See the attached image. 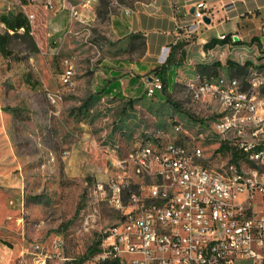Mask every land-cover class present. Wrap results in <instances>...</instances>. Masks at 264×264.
<instances>
[{
  "label": "rangeland",
  "instance_id": "1",
  "mask_svg": "<svg viewBox=\"0 0 264 264\" xmlns=\"http://www.w3.org/2000/svg\"><path fill=\"white\" fill-rule=\"evenodd\" d=\"M67 1L82 7L84 0ZM136 1L94 0L87 12L90 20L63 23L52 38L49 33L58 19L52 23L47 0H0V16H26L23 6L36 15L34 35L10 34L11 52L0 51V160L12 159L17 165L21 179L15 184L23 193L19 207L9 203L17 197L7 200L14 211L5 234L9 249L5 254L0 250V257L9 260L0 264H35V242L50 255L47 264H93L106 229L121 217L93 194L94 184L126 175V201L152 184L147 172L137 173L128 162L116 165L147 137L200 148L198 161L221 173L231 164L238 169L255 165L242 154L235 158L236 150L217 132L219 104L195 101L186 82L154 96L109 92L111 80L103 73L110 69L105 58L112 44L106 31L112 17ZM5 32L0 19V35ZM134 40L142 47L140 35ZM65 59L74 65L68 88L61 82ZM153 71L140 76V83ZM260 72L264 75V69ZM247 75V70L235 69L234 76L244 83ZM58 89H64L63 99L52 104L47 92Z\"/></svg>",
  "mask_w": 264,
  "mask_h": 264
},
{
  "label": "built area",
  "instance_id": "2",
  "mask_svg": "<svg viewBox=\"0 0 264 264\" xmlns=\"http://www.w3.org/2000/svg\"><path fill=\"white\" fill-rule=\"evenodd\" d=\"M94 0H84L90 6ZM53 8V0H47ZM25 9L34 35L35 13ZM209 6L199 1L193 12L197 26L206 23ZM73 17L79 9H71ZM264 35V18L260 24ZM9 34H26V27L7 29ZM50 36V33H49ZM223 38L225 35L222 36ZM62 86L73 85L74 65L65 59ZM195 101L217 102L220 117L216 130L254 166L246 169L231 164L226 173L198 161L201 149L176 142L143 139L126 162L137 173L154 178L141 193L125 200L126 175L97 180L93 194L121 212L106 229L93 264H264V75L253 71L246 83L219 73L188 83ZM158 74L148 81L146 94L161 92ZM64 89L49 90L52 104L63 99ZM179 129V127H178ZM35 264H47L50 255L41 242L32 244Z\"/></svg>",
  "mask_w": 264,
  "mask_h": 264
},
{
  "label": "crops",
  "instance_id": "3",
  "mask_svg": "<svg viewBox=\"0 0 264 264\" xmlns=\"http://www.w3.org/2000/svg\"><path fill=\"white\" fill-rule=\"evenodd\" d=\"M205 1L209 8V23L194 25L195 5ZM50 9L52 23L50 36L59 33V27L70 20H90L88 6L77 7L80 16L73 17L71 3L53 0ZM264 18V0H137L133 7L121 9L109 22L107 35L111 47L105 63L110 68L103 73L110 82V93L137 96L146 92L148 81L140 83V76L150 70L153 75L172 54V61L165 70V90L172 92L178 84L197 81L219 73L234 76L235 69L253 71L264 69V35L260 24ZM142 38V47L135 43V35ZM225 35L223 38L222 36ZM56 42L55 39H52ZM104 64V63H103ZM101 65V64H100ZM104 70L103 67L100 68ZM129 71L130 75L126 72ZM125 73V75H123ZM143 79V77H141ZM159 93V92H158ZM157 93V94H158ZM0 160V250L8 252L5 238L8 218L14 210L10 204L20 206L23 193L20 186L21 172L12 159ZM1 256V255H0ZM9 260L0 257V262Z\"/></svg>",
  "mask_w": 264,
  "mask_h": 264
},
{
  "label": "trees",
  "instance_id": "4",
  "mask_svg": "<svg viewBox=\"0 0 264 264\" xmlns=\"http://www.w3.org/2000/svg\"><path fill=\"white\" fill-rule=\"evenodd\" d=\"M26 1V0H22ZM1 21L6 25L7 29H17L22 26L26 27V34H29L30 30V24L28 22V19L22 12H18L15 15H1L0 16ZM10 34L9 32H5L4 34L0 35V51L3 55L9 54L11 51L8 49L7 44L9 40ZM172 61V54L168 57L166 62L160 67L156 68L155 70L158 72V75L161 77L163 83H164V88L165 89V84H166V77H165V70L168 65H170ZM191 117L195 118L194 115L191 114ZM240 152L239 151H234V157L237 158L239 156Z\"/></svg>",
  "mask_w": 264,
  "mask_h": 264
},
{
  "label": "water",
  "instance_id": "5",
  "mask_svg": "<svg viewBox=\"0 0 264 264\" xmlns=\"http://www.w3.org/2000/svg\"><path fill=\"white\" fill-rule=\"evenodd\" d=\"M204 21H205L206 23H209V22H210V18H209L208 16H205V17H204Z\"/></svg>",
  "mask_w": 264,
  "mask_h": 264
}]
</instances>
